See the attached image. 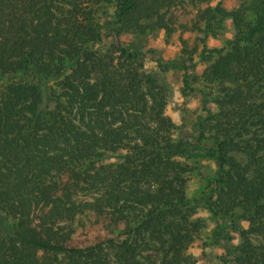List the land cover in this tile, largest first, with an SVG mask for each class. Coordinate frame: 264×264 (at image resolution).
Here are the masks:
<instances>
[{"label":"trees","instance_id":"1","mask_svg":"<svg viewBox=\"0 0 264 264\" xmlns=\"http://www.w3.org/2000/svg\"><path fill=\"white\" fill-rule=\"evenodd\" d=\"M0 215V264H264V0H0Z\"/></svg>","mask_w":264,"mask_h":264},{"label":"rangeland","instance_id":"2","mask_svg":"<svg viewBox=\"0 0 264 264\" xmlns=\"http://www.w3.org/2000/svg\"><path fill=\"white\" fill-rule=\"evenodd\" d=\"M213 41H210L212 45ZM145 44L149 47L155 49L158 55L163 56L164 58H172L178 53L180 49L179 34L175 33L170 38H166L163 32H157L149 37L145 38ZM167 79L170 84L173 86L175 91V104L170 110V115L174 122L181 126L182 128L188 129L191 127V124L201 116L199 110H196V100L190 99L187 100L183 98L179 91L180 79L178 74H169ZM213 164L211 166L203 168L202 175H200L199 180L192 187L191 195L193 197L200 196V192L205 187L208 179L212 176L213 173ZM5 225V220L3 216L0 215V228ZM210 248H206V252H210ZM195 254L199 256L198 264H212L211 255L203 256V245L202 242H199L195 245L194 248ZM207 254V253H206Z\"/></svg>","mask_w":264,"mask_h":264}]
</instances>
